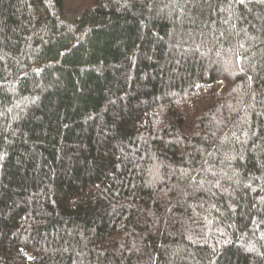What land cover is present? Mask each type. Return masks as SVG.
<instances>
[{"label": "trees", "instance_id": "16d2710c", "mask_svg": "<svg viewBox=\"0 0 264 264\" xmlns=\"http://www.w3.org/2000/svg\"><path fill=\"white\" fill-rule=\"evenodd\" d=\"M0 264H264V0H0Z\"/></svg>", "mask_w": 264, "mask_h": 264}]
</instances>
